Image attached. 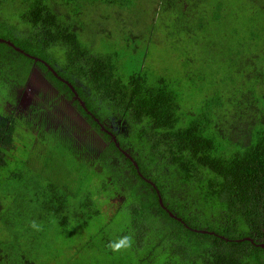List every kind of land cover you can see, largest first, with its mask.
Listing matches in <instances>:
<instances>
[{
  "label": "trees",
  "instance_id": "obj_1",
  "mask_svg": "<svg viewBox=\"0 0 264 264\" xmlns=\"http://www.w3.org/2000/svg\"><path fill=\"white\" fill-rule=\"evenodd\" d=\"M147 1L177 18L205 2L193 25L230 41L227 59L179 85L166 49L153 62L161 30L121 21L141 0H0V212L17 210L0 264H264V0ZM189 25L165 31L184 67ZM36 75L47 89L23 114ZM19 142L28 170L7 159Z\"/></svg>",
  "mask_w": 264,
  "mask_h": 264
},
{
  "label": "rangeland",
  "instance_id": "obj_2",
  "mask_svg": "<svg viewBox=\"0 0 264 264\" xmlns=\"http://www.w3.org/2000/svg\"><path fill=\"white\" fill-rule=\"evenodd\" d=\"M219 1L220 0H213V3L216 4ZM183 2L184 1H182V3ZM240 2L241 1L238 0L236 3H234V2L232 3L235 10L237 9ZM162 3H163V0L161 1L160 4H162ZM170 3H172V2H170ZM189 4L190 3H186V2L183 3L184 8H186V10H193L190 12V15L183 14L182 17L177 18L173 12L163 11L162 7L161 8L159 6L156 7V5H159L158 3H156V5H155L153 3L148 2L147 0H141V5H142L141 8L144 12L143 13H142V11L137 12L136 15H133L131 17V20H129V19H122L121 20L123 23H125V25L134 23L136 25V26H134V28H142V29L150 26L151 23L153 22L154 27L161 30L163 35L161 32L154 31V33H153L154 35L152 36V40L154 42H156L158 44L163 43L160 46H156L155 43L152 44V45H154V50L157 49V51L159 52V54L157 56L158 63L155 61H153V62L156 65L159 64V67H161L160 65H161L162 53H164L163 50L166 49L165 52H167L169 58H171L170 61H173L175 63V73L180 77V84L179 85H183V86H185L186 82L189 81L186 78V75L184 73L189 67L192 71L193 70L199 71V72H195V74L193 71L192 73L194 75H199L202 72H205L206 74L203 76H206L209 73V71H211V66L203 61L204 56H206V54H211V51H213V53L215 52L214 55L217 58L220 57V60L225 61L227 58H224V55L226 54V57L228 56V51H227L226 45H229V43H230V41L225 42L223 40L221 45H219V44L216 46L213 45V43L211 41H217V39L214 38L212 40V38L206 32L202 33L200 29L196 28V26L193 25L194 23L196 24V21L198 22V20L200 19V12H202L200 7L207 8V6H205V2H199L198 6L197 7L192 6L193 8L189 7L190 6ZM155 8H157L158 14L155 13L156 12ZM107 10H108V8H107ZM241 12H244V10ZM246 13H247V11H246ZM252 14H254V18L259 23V25L264 27V15L262 13L257 14L255 12ZM249 15H251V14H249ZM257 15H258V17H257ZM3 17L7 18L4 15H3ZM183 17L186 21V25L190 24L189 26L191 29L189 31V35H188V36H190V40L187 41V43L189 45L188 51H189L190 55H188L186 57H189L191 59L190 65L188 67L183 66V61L185 60L184 59L185 57L183 55H181L179 52H177L174 47H172L173 49L170 48L168 46V44L166 43L167 42L166 39L168 38V35L165 33V31L168 30V32H170L169 29L173 27V24L177 23L178 20L183 18ZM111 19H113V17ZM222 33H223L224 37H227L226 30H222ZM196 34H200L199 39L201 41L199 43L194 42V38L196 37ZM247 41L251 42V40H249V39ZM164 43H166V44H164ZM259 49L261 51V57H262L264 55V46H260ZM173 50H174V52H173ZM156 54H157V52L155 54H151L150 59L154 58V56ZM254 55H255V53H254ZM44 89H47L46 88V82H44L42 80L40 75L34 76L33 79L31 78L30 85L27 88L26 94H25V98L27 100H29L28 103L30 102V99H32L33 96H34V98H37L36 101H38V103L41 102L42 98H40L39 93L44 92ZM41 90H43V91H41ZM26 99L21 101V105L20 104L18 105V111L23 113V114H27L28 113L27 111L29 110V107L27 105L28 103H27ZM11 108L12 107L9 104L6 106V110H8V111L11 110ZM65 108L68 110L74 111L73 109H69L67 106ZM65 114L68 115L69 114L68 111L65 110ZM62 117H64L63 113H62ZM62 120L63 119L61 118V115H60L58 117V119L52 118L51 122H53L54 124L60 123L59 125H61ZM86 136H88V133L86 134ZM65 137L66 136H62V138H65ZM6 155H8V157H7L8 160H11V159L16 160L18 162V164L26 166L25 168L28 170V168H27L28 163H29V161L31 163L32 159L30 160L29 151L25 149L23 142H19L17 145V148H14V149L11 148L10 150H8ZM24 161H27V163L24 164L23 163ZM3 175H4V173H0V178H2ZM13 197H14V192L12 190V187L9 188L3 194V196H0V199H2L1 202L3 203V208L6 207V204L11 203V201L13 200ZM120 202H121L120 198H118V197L112 198L110 200L109 204L105 206V208L107 209V211L109 213H113L120 206V204H121ZM16 211L17 210L14 209V210H11V211L6 212L4 214L2 212H0V216L2 214L4 215V217L0 219L1 220L0 221V238H3V239L8 240V241L12 239L10 236H8V234H11V232H13V231L12 230L8 231L3 226L10 227L11 222H15V224H16L17 217L14 215V212H16ZM32 218H33V216H32ZM2 220L9 221V222L6 224H3ZM15 227H16V225H15Z\"/></svg>",
  "mask_w": 264,
  "mask_h": 264
},
{
  "label": "clouds",
  "instance_id": "obj_3",
  "mask_svg": "<svg viewBox=\"0 0 264 264\" xmlns=\"http://www.w3.org/2000/svg\"><path fill=\"white\" fill-rule=\"evenodd\" d=\"M23 52V50H22ZM33 227H36L35 224H33ZM129 243V238L128 237H123L122 239H120L118 242L114 243L111 245V247L113 248V250H118L120 249L121 247H125L127 246ZM261 244H264V243H261ZM260 245V244H258Z\"/></svg>",
  "mask_w": 264,
  "mask_h": 264
},
{
  "label": "water",
  "instance_id": "obj_4",
  "mask_svg": "<svg viewBox=\"0 0 264 264\" xmlns=\"http://www.w3.org/2000/svg\"><path fill=\"white\" fill-rule=\"evenodd\" d=\"M0 40H1V41H5V42H7V43L11 44L10 42H8V41H7V40H5V39H2V38H0ZM17 50H19V48H17ZM259 246H263V247H264V244H260Z\"/></svg>",
  "mask_w": 264,
  "mask_h": 264
},
{
  "label": "flooded vegetation",
  "instance_id": "obj_5",
  "mask_svg": "<svg viewBox=\"0 0 264 264\" xmlns=\"http://www.w3.org/2000/svg\"><path fill=\"white\" fill-rule=\"evenodd\" d=\"M25 94H26V92H25ZM25 94H24V96H23V100H25L26 98H25ZM27 100V99H26ZM29 100H27V102H28Z\"/></svg>",
  "mask_w": 264,
  "mask_h": 264
}]
</instances>
